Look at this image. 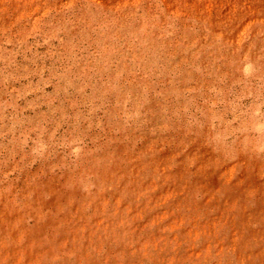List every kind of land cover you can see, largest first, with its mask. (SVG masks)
<instances>
[{
  "label": "rangeland",
  "instance_id": "1",
  "mask_svg": "<svg viewBox=\"0 0 264 264\" xmlns=\"http://www.w3.org/2000/svg\"><path fill=\"white\" fill-rule=\"evenodd\" d=\"M0 264H264V0H0Z\"/></svg>",
  "mask_w": 264,
  "mask_h": 264
}]
</instances>
